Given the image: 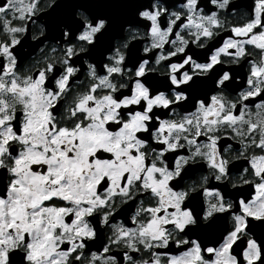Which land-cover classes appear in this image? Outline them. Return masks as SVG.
I'll return each mask as SVG.
<instances>
[{"label": "snow or ice", "instance_id": "1", "mask_svg": "<svg viewBox=\"0 0 264 264\" xmlns=\"http://www.w3.org/2000/svg\"><path fill=\"white\" fill-rule=\"evenodd\" d=\"M244 7L0 0V264H264V0Z\"/></svg>", "mask_w": 264, "mask_h": 264}, {"label": "flooded vegetation", "instance_id": "2", "mask_svg": "<svg viewBox=\"0 0 264 264\" xmlns=\"http://www.w3.org/2000/svg\"><path fill=\"white\" fill-rule=\"evenodd\" d=\"M234 2L240 5V8L238 9L240 13H243L247 10L244 6L249 3V0H234ZM232 18L235 19L236 17L232 16ZM221 35H223V33ZM34 55L38 56L39 53H35Z\"/></svg>", "mask_w": 264, "mask_h": 264}]
</instances>
